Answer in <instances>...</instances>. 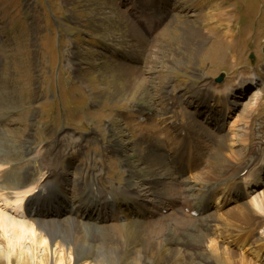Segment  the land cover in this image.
I'll use <instances>...</instances> for the list:
<instances>
[{
  "label": "rangeland",
  "instance_id": "rangeland-1",
  "mask_svg": "<svg viewBox=\"0 0 264 264\" xmlns=\"http://www.w3.org/2000/svg\"><path fill=\"white\" fill-rule=\"evenodd\" d=\"M171 1L0 0V118L5 116L0 123V167L9 171L0 180V192L28 182L27 178L22 180L26 168H34L29 174L36 180L44 176V168L51 169L49 164L57 167L60 163V167L65 168L68 159L74 165L67 167L69 178L66 182L70 185L66 189L73 196L78 195V182L86 169L92 168L99 181L109 189L123 187L130 178L131 183L133 178H142L134 180L137 189L134 193L146 203L150 200L151 189L157 187L150 183L151 179L156 175L163 176V173L151 165L158 163L155 156L143 160L145 143L143 140L137 142L140 134L135 130L151 136L165 131L163 125L157 124L158 117L155 116L164 107L187 126L183 131L191 132L196 140L203 142L199 151L192 152L190 161H185L188 167L199 155L201 160L209 162L198 176L193 167L189 169L191 171L186 176L194 185L215 180V169L220 171L218 177L224 172L233 176L251 159L252 155L241 154L240 143H236L243 134V129L237 132V128L242 125L248 129L246 122L257 115L251 126L254 132L252 141L264 142V94L260 99L264 84L246 89L244 100L229 118V121L237 122L224 126L223 135L229 129V135L234 139L236 148L232 154L233 151L222 145L220 130L212 128L210 123L202 124L201 118H197L200 126L197 125L190 118L193 107L187 104L198 87L203 85L212 83L219 87L228 83L236 89L239 81L246 84L255 75L264 83V0H176L177 5ZM226 28L232 34V39L227 41L222 33ZM125 52L141 66L133 67L118 57L120 53L127 56ZM250 53L254 62L249 59ZM222 74L223 82L215 83L214 78ZM33 92L37 93L35 103L30 102ZM174 99L176 103L170 104ZM134 111L153 114L154 122L133 125L131 121L127 125L125 118L136 117ZM39 119L49 122L40 123ZM56 130L64 133L54 138ZM65 135H68L67 149L62 148V158L61 154L56 156L57 152L53 158L42 157V164L38 159H27L21 148L24 141L21 139L25 137L31 141L30 147L37 150L41 146H56L59 138ZM15 141H20L16 147ZM113 142L120 143L116 145H121V150L125 147L127 154L131 155L127 156L126 162L117 155L105 156L106 148ZM28 144L29 141L25 140L24 148ZM12 147L15 148L13 152ZM171 147L182 151L181 143ZM209 149H212L210 155ZM157 154H163L162 150L157 148ZM7 158L8 162H5ZM225 158L231 162L230 168L224 163ZM127 170L132 174L126 173ZM252 171L250 168L243 174L240 186L243 192L238 193L236 199L218 187L214 196H220L216 199L219 203L214 204L215 197H212L213 206L209 213L218 218L215 224L222 226L226 233L223 224H229L230 217L235 218L230 221L238 222L237 212H228L238 206L249 215V220L256 219V224L262 221L256 232L264 239V205L260 209L259 204L264 197V179L259 187H246L244 181H248ZM159 176L156 179H160ZM153 195L158 194L151 193ZM244 204L253 212H247ZM257 214L263 219H258ZM38 215L31 214L28 219L32 223L26 222L35 223L32 226L38 229L36 246L30 244L35 259L18 248L13 252L8 243L12 231L9 234L8 230L4 232L1 229L0 264H254L249 261L250 252L241 255L237 247L235 254L228 250L232 244L228 236L223 243L227 249L210 247L207 243L200 246L204 242L200 235L187 237L189 226L195 228L198 221L203 223L202 218L196 219L188 213L179 218L180 222H174L178 229L172 224L171 216H156L139 237L128 234L125 221L114 220L99 225L92 224L91 220L82 221L90 229H96L94 232L91 230L93 235L87 240L89 252L73 262L70 253L74 258L77 254L70 249V242L74 238L71 235L65 238V233L69 230L74 236H85L84 229L72 223L76 214L58 218L61 229L55 233L52 243L41 227L48 222L40 224ZM70 224L73 228H64ZM90 225L96 227L91 228ZM214 227L219 235V227ZM172 230L177 233L173 244H179L175 247L165 240ZM190 232L193 233L192 230ZM148 237L154 246H150ZM46 240L49 242L47 246ZM60 242L65 247L59 251L55 246ZM62 250L65 255L60 261ZM167 255L170 256L169 261L164 260ZM245 260L248 261L243 263Z\"/></svg>",
  "mask_w": 264,
  "mask_h": 264
},
{
  "label": "bare ground",
  "instance_id": "bare-ground-1",
  "mask_svg": "<svg viewBox=\"0 0 264 264\" xmlns=\"http://www.w3.org/2000/svg\"><path fill=\"white\" fill-rule=\"evenodd\" d=\"M167 1L169 3L172 2L171 0H167ZM173 1H175L177 5V1L176 0ZM171 6L173 5L171 4ZM222 33H224V39L226 41L227 39L229 40L232 39V34L229 32L228 28L223 30ZM108 49L115 50V52L120 51L114 48H108ZM41 50L44 51L42 48ZM125 54H127V56L122 55V53H120L118 57L122 59H126L133 67L141 66L140 63L134 60L133 58H131L127 52H125ZM133 71L135 72V70ZM40 77L42 78L43 75H41ZM253 79L246 84L245 81H239L238 82L239 86L236 89H233V87L228 86V83L219 87L213 86L212 83L211 85L208 86L203 85L202 88L198 87L193 97L190 98L191 102H188L187 104L189 107H193V114H191L190 118L195 120L197 125L200 126V124H198L197 122V118H201L202 124L206 125L207 123H210L212 128H217V130H220L219 135L222 138L221 143L226 149L233 151L230 154L235 152L234 149L236 147L233 144L234 139L232 138V136L229 135L230 133L229 129L227 130L228 133L223 135V129L224 126L227 127L230 126V123L237 122V120L229 121V118H231V116L234 115L233 111L235 110V107L240 105L244 100L243 90L245 91L247 88L254 86L252 83ZM42 82L43 80H41V83ZM165 87L164 90L166 91ZM211 90H215L216 92H212ZM21 94L18 95L21 96ZM263 94L264 93L261 94L260 99H262ZM36 95L37 93L33 92V94L30 97V102L33 103L37 102L34 101L36 99ZM163 98L165 99V97ZM171 103L173 102L171 101L170 104ZM166 105H168L167 102ZM163 110L165 113L163 112ZM163 110L159 111L158 115L155 114V116L158 117L157 124H163L165 131L160 132L158 134H153V136L155 137L154 138L153 136L147 133L142 134L139 129L135 130L136 134H140L137 142L139 140H143L145 143L146 153L144 154L143 160L155 156L156 159H158V163L151 165H154L156 168L159 169V171H161V173H163L162 174L163 176L153 175L155 178H152L150 182L152 185L157 186L156 188L151 189V193L153 194L154 192H157L158 195L151 196L150 193V200L147 201L148 203L147 202L145 203L142 197H140L137 193H134L135 190H137L135 188L134 180L140 181L142 180V178H133L134 180H132L133 181L132 183L130 182L131 180L130 178L126 182L125 184L126 186L124 185L123 187H119V188L114 187L115 190L114 193L112 194V190L114 188L113 189L107 188L105 184H102L99 181L98 177L95 175L94 170L92 168L90 169L87 168L85 174L82 176V178H80L78 182L79 183L78 186L80 188L78 195L73 196L71 194V191L69 189H66L68 185H70L67 184L66 181L69 178V174L67 170L69 168L67 167L73 166L74 162L71 161L69 162L67 159L65 168H61L60 163L59 166L53 167V165H50L48 162L49 164L48 167H50L51 169L48 170V168L47 169L44 168L45 169L44 176L36 180L31 179V175L29 174L30 171L34 170V168L33 167L28 169L26 168L22 180L27 178L28 182L27 181H24L23 183L20 182L21 184H19L18 186L14 185L13 187H8L7 189H10L9 191L0 192V230L2 229V231L4 232L8 230L9 234H10V230L12 231V235H10L11 237H9L8 240L9 247H12V251L14 252L18 248L19 251H22V253L26 254V256H30L31 258H33V260L35 259L33 257L32 248L36 246V240L38 241L37 239L38 229L32 226L35 225V223L28 224V223H32L28 219V217L31 214H35V215L39 214L38 222H40V224L43 222H48L42 224L41 227L46 232V235L51 238L50 243H52L56 236L55 233L60 228L59 227L60 221H58V218L65 214L72 213L73 215L76 214V218L72 220V223L73 224L76 223L75 224L76 226L79 225V227L81 229H84L85 232V236H74L75 234L74 235L70 234L71 231L69 230L65 233L66 235L65 238H69V235L73 236L74 238L70 242L71 243L70 249L72 250V252H74V254H77V257L74 258L75 256L73 257L72 256L73 254L70 253V256L72 257V260L74 262L82 255L87 254L89 252V246L87 244L88 242L87 240L88 238L92 237L94 232L93 230L96 229V228L90 229L87 223H83L82 221L88 222L91 220L93 224V222L104 223L111 221L113 219H118L119 216L115 217V214H113L112 211H109L110 208L108 206H111L114 209L116 207V203H114V200H121L117 204V207L120 209L122 208V209L130 210L127 214L120 213L125 216L126 220L128 218L127 222L125 223L126 224L125 228L128 230V234L130 235L133 234L135 236H138L140 235V233H143L145 227L151 224L150 220L155 216H164L165 218L171 216L172 217L171 222L172 224H174V222H180L179 218L185 216L186 213L188 214L195 213L196 218L197 219L202 218L203 223H201L198 226L195 223L196 225L195 228L189 226V230H188L189 235L187 237L191 235L199 237L200 235L204 239V242H201L200 246L207 243L209 244L210 247L217 246L219 248H223L224 239L228 236L232 241L231 242L232 244L228 246V250H230L232 253L235 254L236 253L235 247H237L241 250L240 253L241 255L250 252V254H248L250 255L249 261H253L254 264H264V239L261 235H257L256 232L257 228L260 227V224H262V221L256 224L257 222L256 219L252 220L250 218L249 220L248 219L249 215L245 214L243 210L238 208V206H235L234 209L230 210L228 213H231V211H236L237 212L236 214L238 215L237 216L238 222L230 221L235 219L230 217L229 220L230 223L227 225L223 224V226L226 228V233H225L223 231L222 226L215 224L218 223V221L216 220L218 218L215 217V215L209 213L210 205L211 203L213 204L211 197L218 193L217 192L218 187H220L223 190L226 189L229 193L232 192L233 196L236 197L237 193L239 192L241 193L240 181L243 177V174L246 171L250 170V168L253 171L248 176L249 177L248 181L247 180L244 181L246 182L245 183V185H247L246 187L251 188L253 185L256 186L257 183H260L259 182L260 180L264 179V142L262 141V142L254 143L252 141V136L254 135V132L251 126L253 125V121L256 119L257 115L252 116L250 120L246 122V124L249 125L248 130H245V128H243L242 125L240 126L239 129L237 128V132L243 129V134L240 139L239 138L236 139V143L238 142L240 143L239 148L241 154L243 156L246 153L251 154L252 155L251 159H249L243 167H240L237 174L231 176L229 173L224 172L218 177L220 171H217V169H215V171L213 172V175H215L213 179L215 180H212L210 182L202 181L198 183L197 186L188 180L190 178L186 176V174L189 173L191 171L189 169L193 167L192 170L194 171L196 170V174L198 176L199 173L205 171V168L209 165V162H207V159L206 161L201 160L202 159L201 157V159L196 161L194 160L193 163H189L188 167H186L185 161L193 157L192 149L195 148L197 150L198 149L200 150L202 147L200 146L199 142H196L197 140L191 134L186 132L185 134H183L184 138L182 140H178L176 137L179 133H181L180 131H182V123L181 121L177 123V117L174 114H172L173 112L168 110L166 111V107H164ZM134 113L135 116L137 117H145V123L143 124L148 125L154 122L153 121L154 115L150 116L148 114H143L140 111H134ZM32 117L35 118L34 111H32ZM131 117L132 116H128L127 118H125V123L127 125L129 124ZM4 120H5V116H3V119L0 118V123ZM39 122L48 123L49 121L47 119H45L44 121L39 119ZM135 124L138 123L133 118V125ZM154 125H156V123ZM237 125L238 124H236L233 127V129ZM18 132L19 130H17V133ZM168 132L169 134L166 135ZM61 133L64 132H58V130H56V134L54 138H58ZM67 136L66 135L65 137L61 136L59 138L58 144L52 148L51 147L45 148L44 146H41L37 150H34L32 147H30L31 141L27 137H25L21 139V141L27 140L29 141V144L26 146V148H24L23 146L24 141H23L21 144V148L24 149L23 151L24 154L26 152L27 159L30 160L38 159L40 163L42 157H45L46 159L48 157L53 158L57 152L59 153H57L56 156H59L61 154V158H62V155L64 154L62 148L65 147L67 149V146L65 145L67 144ZM68 139L72 140L70 137ZM7 142H9V140ZM17 142L20 141H15L14 147L17 146ZM116 143L117 142L111 143V145H109L106 148V150L110 152L120 153L123 156V161L126 162L127 156H131V155L127 154V152L125 151V147L124 149L121 150V145H116ZM179 143L182 144L181 152L178 149H176V147H174L175 149L171 147ZM14 147H12L11 150L12 152L15 151ZM157 148L162 150L164 154L158 155ZM46 151H48L47 154ZM116 153L114 154V156L117 155ZM211 153H212V149H209L208 155H210ZM12 155L14 156V154ZM8 158L7 160H5V162H8ZM61 158L59 160L60 162H61ZM220 160L221 162L223 161L222 156L220 157ZM227 162L229 161L225 158L224 163H226L227 168H230L231 162L229 163ZM158 165L160 166L158 167ZM222 165L224 166L225 164ZM58 168H61V170H58ZM8 172L9 171L6 172V169H2L0 167V180L1 178L4 177L6 173L8 174ZM126 173L132 174L129 170H127ZM157 176L161 178L156 179ZM253 178H255L256 180L255 179L252 180ZM210 179L211 178H209V180ZM145 181L146 183H149V180H145ZM152 181H155V183H153ZM253 181L254 183H252ZM146 190L149 191V189ZM108 198H111V201H113L110 205H108L107 203ZM263 202H264V197L259 203L260 209H262L261 206L264 205ZM215 203L217 204L219 202L216 200L214 204ZM243 206L244 208L246 206L245 210L247 212H253V209L249 208L248 205L244 204ZM164 210L165 211L169 210L170 212L163 213ZM106 214H112V215L105 217ZM259 216L262 215L257 214L256 217H258V219H261L262 217L259 218ZM206 220H209V222H207ZM226 220H228L227 217ZM241 223L244 224L241 225ZM207 224H211V225H207ZM71 225L72 224H70V226H64V228L71 227ZM214 226L219 227V235H216L217 238L220 239L218 243H217V239H215L216 238L215 231L212 229V227ZM90 227L93 228L96 226L90 225ZM174 227L177 228L175 224ZM191 230L193 231L192 234H190ZM99 231L100 230H98V232ZM172 231L173 232H171L169 236L165 238V240L168 243H171L169 245L175 247L179 245V244H173L176 243L174 241L175 239H177L176 238L177 233L175 230ZM180 234L181 236L183 235L185 237V234L183 233ZM149 237H148V241H149L148 243H150V246L151 245L154 246L155 244ZM46 239L48 240V238ZM74 240L75 242H73ZM25 242L26 244L29 243V245L27 246ZM48 243L49 242L45 243V246H47ZM30 244H32L33 247H31ZM55 247L60 251V248L63 249V247H65V244L60 242ZM64 255L65 253L62 250V252L59 255L60 261L63 260ZM162 259L163 258H161L160 260ZM164 260L169 261L170 256L167 255L164 258ZM247 261L245 260L242 262L246 263ZM41 262L42 261H40V263ZM249 263L251 264V262H247L246 264Z\"/></svg>",
  "mask_w": 264,
  "mask_h": 264
},
{
  "label": "water",
  "instance_id": "water-1",
  "mask_svg": "<svg viewBox=\"0 0 264 264\" xmlns=\"http://www.w3.org/2000/svg\"><path fill=\"white\" fill-rule=\"evenodd\" d=\"M250 58L252 59V58H253V55H251ZM222 79H223V74L220 75V76H218V77L215 79V81L219 83V82L222 81Z\"/></svg>",
  "mask_w": 264,
  "mask_h": 264
}]
</instances>
